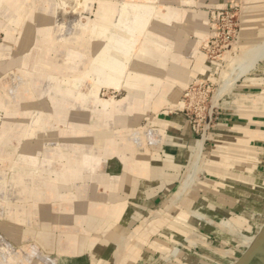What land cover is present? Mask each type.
Here are the masks:
<instances>
[{
    "label": "rangeland",
    "instance_id": "1",
    "mask_svg": "<svg viewBox=\"0 0 264 264\" xmlns=\"http://www.w3.org/2000/svg\"><path fill=\"white\" fill-rule=\"evenodd\" d=\"M105 1L67 0V3L63 0H26L21 8L9 10L11 3L0 0V237L6 238L18 254L30 253L32 264H56L60 256L37 244L36 237L48 229L43 226L48 221L41 216L37 206L46 202L37 201L30 191L44 187L47 179L53 181L46 179L48 172L51 174L54 170L52 172L65 180L66 173L71 171L72 165H76L75 162L81 165L90 155L104 154L105 142L115 139L113 134H117L121 126L119 120L107 126L106 112L110 107L120 109L119 102H124L126 98L143 95L139 88H132L133 95H129L127 80L130 77L135 81L148 79L155 73L157 61L165 62L163 56L150 55L156 52L153 47L164 51L172 49L164 41L165 35H160L159 27L166 29V32L170 29L176 31L175 24L180 21L179 9L198 11L202 0H108L115 7V16L110 28L114 39L107 40L102 35L99 37L92 31L84 30L98 27L100 5ZM245 4L246 0H237L232 8L220 10L221 13L234 9L237 19V34L225 50L219 53L213 48H206L212 27L210 35L200 45V51L216 64L217 69L190 75L179 89L176 103L164 106L160 112L161 117L162 114L164 117L183 115L188 122L187 131L195 139V146L192 158L181 169L177 181L168 191H160L154 201L146 205L141 218L148 223L156 222L159 218L164 222L168 210L176 208V242L169 241L166 221L160 237L151 234L150 243L144 245L135 264H232L245 249L240 237L250 236L260 227L258 218L240 224L231 220L239 234H230L216 224H198L196 218L192 217L187 231H184L188 221L182 218L186 212V199L199 192L203 200H196L192 210L189 209L190 213L203 212L215 223L229 220L220 217V202L215 192L206 187V181L219 182L217 174L220 165L216 168L214 162L220 159L221 125L229 115L240 116L238 110L253 107L249 98L257 99L264 95V61L259 62L247 76L239 78L232 88L220 94L226 72L250 47L264 40L243 38L240 28ZM218 12L210 9L211 20ZM53 27L57 30L54 40H49L47 31L39 32ZM29 36L33 39L26 43L24 38ZM76 36L94 37V46L86 54L90 62L81 60L76 65H64L63 62L66 63L72 54L75 55L72 61H80L86 53L80 42L71 39ZM66 37H70V40ZM184 38L189 40L190 36L187 34ZM121 42L124 43L123 47L120 46ZM26 44L27 48L21 47ZM146 45L151 47L147 55L144 53ZM101 46L108 54V66L99 61L105 55ZM100 48L101 54L93 58ZM31 53L37 54L42 72L24 65L23 59ZM142 53L144 56H141ZM188 59L194 60V57L190 55ZM119 65L124 67L122 72L112 71ZM63 68L73 69L72 72L79 69L81 72L72 73ZM113 76L115 81L107 82ZM135 81H128V84L133 85ZM136 106L133 108L136 109ZM133 110L129 108L128 112ZM152 114L149 112L141 121L130 123L131 133L121 136V140L117 136L116 140L131 138L141 141L144 135L146 141L142 142L143 146L159 148L164 144V136L157 124L159 121L152 119ZM197 142L201 144L198 146ZM60 147L64 149V155L58 152ZM104 157L93 174L105 171L106 163L112 161ZM62 162L67 163L66 167L56 171L55 167H61ZM76 167L80 169V166ZM55 174L52 177L55 178ZM22 175H30L28 183H18V178H26ZM67 184L61 186L62 192L71 189ZM182 187L183 194L170 201ZM20 189L25 192L24 197L16 196L15 191ZM215 189L220 191V187ZM75 190L78 194L81 192L78 187ZM70 194L74 193L70 191ZM70 194L73 197L71 200L76 199V195ZM31 196L34 198L27 199ZM25 206L32 210V214L24 221L14 223L9 216V207L18 211L22 209V212ZM12 230L17 232L16 239L9 235ZM49 231L56 236L55 230ZM158 239L170 250L164 252L152 244ZM26 245H32V249L26 248ZM1 262H4L3 257ZM18 262L27 264L25 260ZM254 264H264V253Z\"/></svg>",
    "mask_w": 264,
    "mask_h": 264
},
{
    "label": "crops",
    "instance_id": "2",
    "mask_svg": "<svg viewBox=\"0 0 264 264\" xmlns=\"http://www.w3.org/2000/svg\"><path fill=\"white\" fill-rule=\"evenodd\" d=\"M5 2L11 3L10 10L21 8L26 0ZM236 2L237 0H202L198 11L179 9L180 21L175 24L176 31L170 29L166 32V29L159 27L160 35H165L164 41L172 49L164 51L153 47L154 51L166 59L164 65L161 62L154 65L156 71L148 79L135 81L130 77V80H127L129 95H133L132 88L141 89L143 95L126 98L124 102H119L120 109L110 107V112H106L107 126L114 120L121 121L117 130L119 132L113 134L116 138L118 136L119 140L121 136L131 133L127 123L139 122L147 113H153L152 119L159 121L157 124L164 136V144L159 148L137 144L133 153L135 165L132 170L125 168L123 160L116 154L106 156L112 161L110 164L106 163L102 173L84 172L77 178L70 175L66 177L69 187L71 186L67 192L60 189L62 185H66L64 178L52 172L54 170L51 174L47 173L46 179H53L59 193L49 204L35 205L39 208L41 216L48 221L43 225L48 229L40 232L36 240L37 244L48 252H57L60 257L56 264H135L144 245L150 243L151 234L160 237L159 233L166 221L170 233L169 241L176 242V208L168 210L164 217L165 223L160 218L152 223L141 220L146 205L154 201L160 191H168L177 181L181 169L192 158L195 146V139L188 133V122L183 115L164 117L162 114L161 117L160 112L164 106L176 103L179 89L185 85L190 75L217 69L216 64L210 62L200 51L201 43L211 33L210 9H229ZM240 32L244 39L264 38V0H246ZM187 34L190 36L189 40L184 38ZM190 55L194 60L188 59ZM136 76L135 74L134 77ZM128 81L135 82L129 85ZM249 101L253 103V107L238 110L240 116L229 115L227 121L221 125L220 159L214 162L216 168L220 165L217 174L219 182L212 183L207 180L206 187L215 192L217 201L220 202V217H226L229 222L232 220L235 224L247 221L249 223L250 220L258 218L261 227L264 224V95L257 99L249 98ZM135 105L142 111L128 112V109ZM152 132L154 131L150 133ZM141 140L146 141L144 135ZM60 149L57 151L64 155V149ZM60 165L61 167H55L56 171L65 168L67 163L62 162ZM53 173L55 178L52 177ZM114 175H121V181L110 184L107 179ZM47 181L49 184L50 181ZM76 187L81 190L79 194L75 190ZM216 187H220V191L216 190ZM70 191L79 196L71 201L62 199L63 196L69 197ZM47 196L46 193V199ZM175 196L176 194L170 201L174 200ZM33 198L31 196L27 199ZM198 199L203 200L199 192L187 198L184 203L185 211L192 210L193 203ZM23 209L25 210L21 212L22 209L18 211L9 207V216L14 223L24 221V218L32 214V210L27 206ZM16 212L22 215V220L15 215ZM233 222L231 223L235 226ZM187 224L189 221L185 223L184 231L189 227ZM49 230H55L56 236ZM9 235L16 239L17 232L12 230ZM156 241L152 243L156 247L164 252L170 250L168 246L161 244L159 239ZM25 247L32 249V245ZM17 259L22 262L25 260L27 264L34 263L28 252L19 254Z\"/></svg>",
    "mask_w": 264,
    "mask_h": 264
},
{
    "label": "bare ground",
    "instance_id": "3",
    "mask_svg": "<svg viewBox=\"0 0 264 264\" xmlns=\"http://www.w3.org/2000/svg\"><path fill=\"white\" fill-rule=\"evenodd\" d=\"M63 1H66L67 0H63ZM70 2V1H69ZM67 2V3H69ZM63 4H65L64 2H62ZM66 3V4H67ZM61 4V3H60ZM65 6V5H64ZM61 7V5H60ZM63 7V6H62ZM74 7V6H73ZM61 9V8H60ZM100 11H101V17L100 19L98 20V27L97 28H94L92 30H90L89 28L86 29L84 28V30H88L89 33H91V31L95 34V35H102L105 37V39H114V37L111 35L112 32L110 31V28L112 27V25L114 24L112 22V18L115 16V7L107 0L105 2H103L101 5H100ZM59 22V21H58ZM59 24V23H58ZM62 27V26H61ZM46 32L47 31V34H48V37H49V40H54V33L57 31L54 27L51 28V29H46L45 31L43 30H39V32ZM51 33V34H50ZM50 34V35H49ZM101 36V37H102ZM94 37H85V36H76V38H73L71 37V39L75 40L76 43L77 42H80L83 46H81V48L85 49L86 53L85 55L80 59V61H72L71 58L73 56H75L74 54H72L70 57V59H67L68 61L63 62L64 65L68 64V65H76V64H79L80 62L82 61H85L90 62V59H87V56L86 54L90 51L91 48H93V44H92V40H93ZM33 37L29 36V37H25L24 38V41L26 43L29 42V40H32ZM67 40H70V37H66ZM102 39V38H101ZM27 45H22L21 47L22 48H27ZM121 47L124 46V43L121 42L120 44ZM119 46V47H120ZM80 48V49H81ZM101 48H103V46H101ZM101 48L97 51V53H95V55L93 56V58H96V56L98 54H101ZM150 46L149 45H146L145 46V55H147V52H149L150 50ZM245 48V47H244ZM79 49V48H78ZM115 50H117V48L115 47L114 48ZM96 51V50H95ZM245 51V50H244ZM102 52L105 54L102 58H100V63H102L103 65L105 66H108L110 63H109V60H108V54L106 53L105 49L103 48ZM244 53V52H243ZM152 57L155 56H160L161 58V54H159L158 52H153L150 54ZM101 56V55H100ZM141 56H144V54L142 53ZM37 54H29L26 56V58L23 59V63L24 65L26 66H31L33 68H35L36 70L42 72V67L41 66H38V65H41L39 64V60L37 59ZM86 57V59H85ZM71 60V61H69ZM82 60V61H81ZM162 60V59H161ZM44 61V60H43ZM264 61V40L261 44L259 45H254L252 47H250L243 55L242 57L237 61V63L235 64V66L228 70L226 72V76H225V80L223 82V85L222 88H221V91H220V94L221 93H224L225 90L227 89H230L232 88L235 84H236V81L241 78V77H245L247 76L251 70H253L256 65L259 63V62H263ZM92 62H93V59H92ZM157 62H161V63H165L163 61H157ZM42 63V62H41ZM48 63V62H46ZM57 63V62H56ZM53 63L49 64L48 65H52ZM260 64V63H259ZM123 66H115V68L112 69V71H118V72H122L124 69ZM64 71H68V72H72L73 69H70V68H63ZM79 70V69H78ZM73 71L72 73H80L81 71ZM44 72V71H43ZM84 72V71H83ZM115 81V77H111L108 79L107 82H111V81ZM134 108L131 107L130 110H133ZM129 110V109H128ZM134 112H138L140 113L142 111L141 108H139V106L137 105L136 106V109L133 110ZM132 111V112H133ZM129 124L128 127L131 125L130 122L127 123ZM127 126V125H126ZM124 139V138H123ZM69 140H72V138H70ZM204 140V139H203ZM139 141V142H138ZM136 141L131 139V138H126L124 139L123 141H119V140H116L115 139H111V140H107L105 143V148H104V154H97L95 153L93 156H88L86 157L81 165L78 164V162H75L76 165H72L70 167L71 171L66 173L65 175V182L66 184L68 183L66 180L69 175L70 176H73V177H80L81 174H83L84 172H90V173H93V171L97 170L98 169V166H99V163L104 160V156H110V155H113V154H116L118 157H120L123 162H124V165H125V168H129V169H134V165H135V161H134V157H133V153L136 151L135 150V147L137 146V143L139 145L142 144L143 140H138ZM201 141V140H200ZM203 142V141H202ZM198 146L199 144H201V142H197ZM203 144V143H202ZM197 146V145H196ZM197 146V147H198ZM140 147V146H139ZM142 147V146H141ZM140 147V148H141ZM137 149V148H136ZM199 149V147H198ZM141 151V150H140ZM141 153V152H140ZM104 155V156H102ZM202 156V155H201ZM62 156H60L59 158H61ZM140 158V157H139ZM197 158V157H196ZM195 158V159H196ZM112 160V159H111ZM197 161V160H196ZM198 162V161H197ZM129 164H132V166H129ZM76 166H80V169ZM200 168V167H199ZM193 171V170H192ZM112 172V171H111ZM120 172V171H119ZM127 173V172H126ZM193 173V172H192ZM199 174V173H198ZM22 176H25L26 178L24 177H21V178H18V183H28L29 180H30V175H22ZM126 176V175H125ZM193 177V175H192ZM197 177V176H196ZM199 177V175H198ZM121 178L122 176L121 175H114V176H109L108 177V181L110 184H116L118 182L121 181ZM189 178V177H188ZM187 178V179H188ZM195 179V178H194ZM188 182V181H187ZM48 183H46V185L44 187H42L41 189H38V190H33L32 192L30 191V195H34V197H36L37 201H45L46 203L45 204H49L52 200L53 197H57V194L59 193V190H58V187L56 184H53V181L50 182L48 185ZM95 185V184H94ZM182 185V184H181ZM186 185V184H185ZM99 186H101L99 184ZM195 186V185H194ZM185 187V186H184ZM182 187L180 189V191L177 192L176 197L180 196L183 190ZM96 188V187H95ZM192 189V188H191ZM185 190V189H184ZM187 190V189H186ZM61 191V190H60ZM81 191V190H80ZM94 191V190H93ZM189 191V189H188ZM95 192V191H94ZM46 193L48 194L47 196V199H46ZM15 194L16 196L18 195V197H24L25 196V192H23V190H16L15 191ZM70 195H73V194H70ZM78 196H76L77 198ZM71 198H73L72 196H63L62 199L66 200V201H71ZM179 198V197H178ZM177 198V199H178ZM73 206V205H72ZM68 208V207H67ZM122 208H124V206H122ZM69 209V208H68ZM204 209V208H203ZM191 211H186L184 212V214L182 215V218L185 220V221H190L192 217H195L196 218V221L198 222V224H201V223H207L209 225H213V224H216L217 226L223 228L224 230L227 229V231L230 233V234H239V232L236 230L235 226L229 222V221H219L217 223L213 222V220L209 217H207L205 214H203V212H199V211H195V212H192L190 213ZM16 216H19V220H22L21 219V216L18 215V213L15 214ZM215 217V216H214ZM222 218V217H221ZM220 218V220H221ZM193 221V220H192ZM195 221V220H194ZM202 225V224H201ZM264 227V224H262V226L260 227V229L256 232H254L252 235L248 236V235H243L241 236V243L242 245L244 246V251L242 252L241 256L248 250V248H250V246L253 244L254 240L256 239L257 235L259 234V232L262 230V228ZM214 232V231H213ZM0 259L1 257H3V260L4 262H2L1 264H20L18 261V257H19V254L17 252L14 251V248L12 247V245H10V243L7 241L6 238H3V237H0ZM241 256L235 260L232 264H235L240 258Z\"/></svg>",
    "mask_w": 264,
    "mask_h": 264
},
{
    "label": "built area",
    "instance_id": "4",
    "mask_svg": "<svg viewBox=\"0 0 264 264\" xmlns=\"http://www.w3.org/2000/svg\"><path fill=\"white\" fill-rule=\"evenodd\" d=\"M212 34L206 48H213L220 53L234 40L237 34V19L234 9L214 14L211 20ZM220 57V55L218 56Z\"/></svg>",
    "mask_w": 264,
    "mask_h": 264
},
{
    "label": "water",
    "instance_id": "5",
    "mask_svg": "<svg viewBox=\"0 0 264 264\" xmlns=\"http://www.w3.org/2000/svg\"><path fill=\"white\" fill-rule=\"evenodd\" d=\"M264 253V227L257 235L253 244L241 256L235 264H254L255 261Z\"/></svg>",
    "mask_w": 264,
    "mask_h": 264
}]
</instances>
